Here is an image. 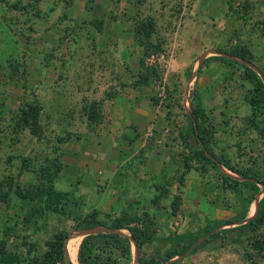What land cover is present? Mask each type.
<instances>
[{
    "label": "rangeland",
    "instance_id": "obj_1",
    "mask_svg": "<svg viewBox=\"0 0 264 264\" xmlns=\"http://www.w3.org/2000/svg\"><path fill=\"white\" fill-rule=\"evenodd\" d=\"M244 66L264 84V0H0V247L19 257L11 264L42 256L58 231L70 235L66 264H79L82 238L121 216L150 237L141 259L264 264V225L234 228L264 182V114ZM35 104L39 134L18 126ZM197 123L221 163L194 153ZM47 170L65 193L56 211L25 196ZM93 211L103 224L82 228ZM112 231L130 239V258L102 264H137L129 230Z\"/></svg>",
    "mask_w": 264,
    "mask_h": 264
},
{
    "label": "trees",
    "instance_id": "obj_2",
    "mask_svg": "<svg viewBox=\"0 0 264 264\" xmlns=\"http://www.w3.org/2000/svg\"><path fill=\"white\" fill-rule=\"evenodd\" d=\"M153 28L152 21H144L140 23L139 32L145 33L148 37L150 34V30ZM234 55L241 57L245 60H248L244 53H234ZM140 64H143V60L140 59ZM244 68L250 71V76L248 75L246 78H250L255 83V88L253 89V93L249 98V103L252 107L261 114H264V84L261 81L260 77L254 73L249 67L244 66ZM192 111L194 114V118L203 119L204 111L201 105L200 100L195 96V91L192 93ZM91 113V111H89ZM38 115H39V107L37 104L28 105L26 109L22 110L20 118L18 120L19 127H29V129L35 134H39L40 126L38 123ZM17 126V125H16ZM193 133L197 143L200 145L199 151H195L196 155L202 154V156L209 162L221 163L217 157H215L214 153L209 150L206 142V137L204 135V128L197 123V129L193 128ZM231 169V167H229ZM234 170V169H231ZM242 177L246 178L244 173H239ZM54 172L51 170H47L46 174V182L42 183L41 186H38L36 189L28 191L25 193V196H28L30 199H34L41 202V207L43 209L49 211H56L61 208L62 200L65 196V193L55 191L52 187V180L54 177ZM263 184V196L257 203V208L255 214L247 220L245 223H241L236 228L238 233H248L251 231H255L261 228L264 225V182L260 181ZM178 206H174V210H177ZM255 210V208H254ZM254 210L252 213H254ZM141 221L136 218H126L121 216L116 218L110 225L107 226V230L100 231L96 233H91L85 235L79 246L77 251V261L79 264H102V261L105 258H112V255L115 256V259H125L128 260L130 258V241L129 238L123 236L119 233H115L113 229H121L127 228L130 232L131 238L134 239L136 246L138 248V255L136 262L138 264H162L163 261H167L165 257H152L147 259H141V255L139 253L142 242L146 239L148 240L150 237L144 231H140L137 228L131 227L132 223H140ZM82 228H91L96 225H102L98 219L96 212L93 211L91 214H88L84 220L82 221ZM140 231V232H138ZM70 236V235H69ZM67 237V239L69 238ZM143 236V237H142ZM142 237L143 239L141 240ZM66 234L65 232L58 231L56 232L51 239L46 241V251L42 256L33 258L30 261V264H66L65 261V246H66ZM257 243L254 245L255 249L263 252L264 256V239H255ZM65 241V243H64ZM203 243V242H202ZM202 243L197 244L194 249L198 248ZM107 250L109 255L107 257L102 256V252ZM0 254L6 263H14L19 260V257L13 252H6L4 246L0 247ZM170 254V253H168ZM174 255H169L168 257L171 259Z\"/></svg>",
    "mask_w": 264,
    "mask_h": 264
},
{
    "label": "crops",
    "instance_id": "obj_3",
    "mask_svg": "<svg viewBox=\"0 0 264 264\" xmlns=\"http://www.w3.org/2000/svg\"><path fill=\"white\" fill-rule=\"evenodd\" d=\"M256 208H257V206H256ZM256 208H255V210H254V214H255ZM254 214H253V215H254ZM129 241H130V239H129ZM130 246H131V242H130ZM136 263H137V262H136ZM137 264H138V263H137Z\"/></svg>",
    "mask_w": 264,
    "mask_h": 264
}]
</instances>
